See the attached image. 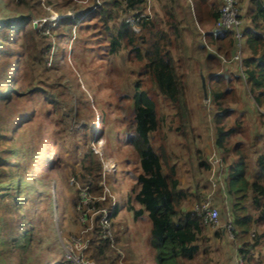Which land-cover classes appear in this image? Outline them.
<instances>
[{
	"label": "trees",
	"instance_id": "obj_1",
	"mask_svg": "<svg viewBox=\"0 0 264 264\" xmlns=\"http://www.w3.org/2000/svg\"><path fill=\"white\" fill-rule=\"evenodd\" d=\"M157 2L160 9L167 13L162 28H158L149 15L138 20L139 32L127 21L128 17L138 18L145 13L148 8L147 0H89L87 3L64 0L61 4L59 1L55 3L54 8L63 12L72 7L76 13L75 17L70 22L67 21L68 18H64L54 25L47 23L43 29L57 30V38L62 40L66 35L64 32L66 24L72 30L73 25H76L79 32H83L87 27L89 31L93 28L97 35L94 36L90 32L89 36L79 35L81 41L76 45L75 53L79 51L78 48L88 46V41L92 37H96V46L99 48L114 54L127 51L126 64L140 63L139 73L151 77L161 94L177 107L178 115L183 121L188 120L189 115L182 80L185 76L183 72L185 58L197 57V60L200 58V70L206 76L208 90L219 111L214 122L215 146L221 152L220 159L227 169L226 190L231 200L227 218L222 217V220L224 222L232 220L235 238L228 240L229 242L231 240V244L237 245L246 264L258 263L252 251L264 242V0H241L242 7H246L240 14L246 37L241 63L232 60L237 50L233 31L216 30L221 0H157ZM10 4V0L7 1L6 9L5 0H0V31L7 33L4 42H11L8 50L0 51L6 61L0 68L2 80L0 106H6L13 112L18 109L23 111L25 106L23 98L30 93L41 91L45 95V101L53 104L56 113L62 116L68 100L79 104L80 101L75 96L76 91H79L81 97L86 96L81 82L75 76L74 92L73 89L67 91V88L72 87L67 83L71 82L70 79H66L62 85L50 80H33V74L25 71L22 60L27 56L40 57L45 54L43 49L37 48L42 35L34 26L31 14L17 15L14 9L9 8ZM29 5L37 6L40 11L45 10L42 0H37L35 5L33 3ZM156 12L159 15V11ZM190 15L194 17L196 28L187 25ZM17 32L20 34L13 40V34ZM23 35L24 44L19 42ZM198 37L201 38L202 45L196 49ZM13 50L17 51L15 56H11ZM193 52H197V55L195 56ZM24 71L27 75L30 74L27 82L22 79ZM127 84L133 87L134 115L125 137L122 135L120 138L129 145L132 152L135 151L134 157L137 162L139 158V166L137 164L132 168L137 175L133 184L125 189L124 208L134 214L136 219L145 213L148 214L151 221L149 242L156 264H193L202 260L204 262L207 260L205 264H220L218 261H210V253L215 252L210 242L211 237L207 233L210 228L205 223L203 215L194 210L193 206L200 204L211 192L210 179L212 176L215 177L213 173L223 169L222 163L215 169L208 156H205L203 148L197 146L195 153H192L194 171L191 184L184 185L177 161H173L164 149L163 143L159 145L162 146L161 149L153 143L156 140L155 133L161 126L156 101L143 87L142 80L137 77L127 81ZM245 93L251 101L233 107ZM52 113L49 111V114ZM23 115L33 116L29 110H25L22 115L19 114V123L24 120ZM96 115L99 118V133L103 135L105 113L101 109H96L94 116ZM247 117L251 120L246 122ZM86 135L87 131H84V136ZM8 136L12 138L11 135L7 134L6 137ZM196 136L193 137L195 143ZM7 148L9 156L0 153V187L6 186L1 190L5 195H11L8 192L11 189L15 190L13 194L17 195L22 192L23 175L20 171L14 175L16 166L14 156L17 147L10 143ZM98 158V154L90 148L84 154L76 176L84 185L91 186L92 192L99 195L103 190L99 185V181L103 179V171ZM27 172L30 174L31 170ZM119 172L126 174L129 171L118 170ZM28 186L30 190L34 189L29 183ZM113 196L115 203L113 197L106 201L100 200L97 201V209L109 205V219L114 225L113 219L119 215L121 208L117 198ZM225 199V196L214 193V203L218 208L221 205V210ZM23 200L20 197L16 199L15 204L13 201L7 202L6 208L11 209L13 206L19 215ZM43 200L47 201V198ZM185 201H189V208L185 207ZM77 204L78 198H75L74 207ZM30 206L27 208L29 213L32 209ZM48 211L50 213L44 215L45 219L53 214V198ZM101 216L102 213L95 216L94 228L88 233L90 236L86 250L90 252L89 258L96 264H127L119 262L121 257L116 253L112 241L102 236ZM28 218H19L20 225L13 228V232L16 230V236L10 237L9 230L0 233L1 264H12L8 260H11L18 251L16 248L31 251L34 232H30L33 228ZM21 222L22 224L25 222L24 227L27 230L24 239L20 236L24 228ZM5 224H10L8 219L4 221L0 219V232L6 230ZM254 231L257 232L256 235ZM213 233L216 237H223L225 234L228 236L225 227L216 228ZM250 250L251 253L248 254ZM201 256L202 259H199ZM68 263L67 258L61 262L52 260L48 264Z\"/></svg>",
	"mask_w": 264,
	"mask_h": 264
},
{
	"label": "rangeland",
	"instance_id": "obj_2",
	"mask_svg": "<svg viewBox=\"0 0 264 264\" xmlns=\"http://www.w3.org/2000/svg\"><path fill=\"white\" fill-rule=\"evenodd\" d=\"M7 1L9 0H5L6 5L4 6L6 9ZM36 1L10 0L9 6L10 9H14L17 15L31 14L34 26L42 35L37 48L43 49L45 54L40 57L27 56L24 58L22 61L25 71L33 74L34 81L50 80L62 85L65 84L66 79H70L71 82L67 83L72 87L67 88V91L73 89L74 92L76 90L75 76H77L86 96L81 97L79 91H76L75 96L79 99V104L68 100L67 107H64L65 113L61 116L56 113L53 104L45 101L43 92L30 93L23 98L25 106L22 110H29L33 116L23 115L22 119L24 120L20 123L19 114L22 115L23 111L18 109L13 112L6 106H0V153L3 152L5 156H9L10 152L7 147L13 143L17 147L14 156L16 163L14 175L19 171L23 175L21 178L22 192L17 195L13 194L15 190L12 189L8 190L11 195H5L1 190L6 186L0 187V219L3 221L8 219L10 222V224H5L6 230L0 233H6L9 230L10 237L16 236V230L13 232V228L20 225L19 218L24 217H29L30 226L33 228L30 232H34L31 251L16 248L18 251L8 262L11 261L12 264H48L52 260L61 262L68 258L70 261L71 256L76 255L81 259V264H96L89 258L90 252L86 250L90 236L88 233L94 228L95 216L101 213L100 210H96L94 204L97 205V201H106L110 197L114 199L113 195H115L121 210L119 215L113 219L114 225L109 219V232L111 233L109 237L113 247L116 248V253L121 257L119 262L156 264L149 242L151 221L148 214L145 213L136 219L134 214L124 208L125 189L133 184L137 175V172H133L132 168L137 164L139 166V158L137 162L134 157L135 151L133 153L129 145L121 140L122 135L125 137L127 127L134 115L133 87L128 85L127 81L136 77L140 81L142 80L143 87L156 101L161 126L155 133L156 140L153 143L159 149L162 147L159 145L163 143L166 152L173 161H177L178 170L181 173L180 178L184 185H190L194 171L192 153H195L197 146L203 150L207 147L208 151H211L212 146H215L214 122L219 112L208 87L207 96H205L201 78L204 73L200 70L201 60L200 58L197 60V57L185 58L183 66L185 76L182 80L189 115L188 120L183 121L178 115L177 107L161 94L151 77L139 73L140 63L131 64L128 62L126 64L127 51V53L121 51L114 54L96 46L97 39L92 37L88 41V46L78 48L79 51L75 53L76 45L81 41L80 36H89V32L96 36L97 31H94L93 28H90L89 31L87 27L83 32H79L76 25H73L74 29L72 30L66 24L64 25L66 35L62 40H58L57 30H44L43 26L47 23L57 24L64 18H68L67 21L70 22L76 13L72 7H68L63 12L54 8L55 3L59 1L61 4L64 0H42L44 11H40L37 6L29 5V3L35 5ZM75 1L87 3L89 0ZM242 8L244 11L246 7ZM149 11L152 15L149 17L155 21L157 27H164L167 13L160 9L157 0L151 4V9H147L145 12ZM193 19L194 17L192 18L190 15L187 25L196 28L197 25ZM137 28L139 29V26ZM19 34V32L13 34V40H16ZM5 38H7V33L0 31V51L10 48L11 42H4ZM24 38L23 35L19 42L24 44ZM197 40L196 49H199L202 45L201 38L198 37ZM16 52V50L11 51V56H15ZM193 54L196 56L197 52H193ZM5 62V57L0 53V68L5 65ZM25 71L22 74V79L27 82L30 74L27 75ZM1 82L2 80H0ZM249 100L246 93L242 94L233 107L244 105ZM95 108L101 109L105 113V133L103 135L99 133V118L98 115L94 116ZM49 111L53 112L52 115L49 114ZM248 120L250 121L251 118L247 117L246 122ZM90 130L91 133H89ZM84 131H87L86 137ZM7 134L12 138L6 137ZM195 135H197L196 143L193 138ZM90 148L98 154V159L102 163L103 179L99 181V185L103 187V190L99 195L92 192L91 186L84 185L76 176V172L81 168L80 162ZM204 154L207 157L205 152ZM215 159L216 157H213L211 160L214 162ZM128 160L131 161L128 162ZM107 162L112 166L109 171L104 170ZM26 169L31 170L30 174ZM41 169H43L42 172H40ZM118 170L125 172L128 170L129 172L123 174L118 173ZM226 175L227 169L223 177ZM102 181L106 184H102ZM28 183L33 185V190H30ZM218 185H220L219 182ZM85 190L87 194H84L86 197H83L82 193ZM103 196L106 198L103 199ZM20 197L24 200L18 215L13 206L11 209L6 208V204L12 201L15 204L16 199ZM43 198H47V201ZM52 198L53 214L45 219L44 215L50 213L48 206ZM75 198H78L76 207H74ZM113 202L115 203V199ZM29 206L30 209L32 208L30 213L27 210ZM108 207L109 205H105V208L108 209ZM185 207H190L189 201H185ZM218 209L220 210L221 223V221L224 222L222 217L227 218L230 205L227 202L222 206V210L221 205ZM24 223L21 222L23 227ZM100 224L103 227L102 219H100ZM219 227H222V224ZM209 228L210 230L207 228V233L211 237L210 242L215 250L214 253H210V261H218L220 264L225 261V264H234V259L238 260L239 258V251L234 256L237 245L231 244V240L229 242L230 238L226 234L223 237H216L213 233L216 228ZM26 232L25 227L20 232L23 239ZM228 243L231 247L227 245ZM260 249L261 252L258 249L254 252V256L258 259V263L253 261L256 262L254 264H264V248ZM250 253L251 250L248 254ZM199 259H202V256ZM241 260L243 264H246L243 257ZM205 262L202 260L193 264H205Z\"/></svg>",
	"mask_w": 264,
	"mask_h": 264
},
{
	"label": "built area",
	"instance_id": "obj_3",
	"mask_svg": "<svg viewBox=\"0 0 264 264\" xmlns=\"http://www.w3.org/2000/svg\"><path fill=\"white\" fill-rule=\"evenodd\" d=\"M147 3H148L147 9L150 10L153 0H147ZM241 12H242L241 0H221L220 15L216 26L217 28L216 30L218 32H222L224 30L233 31L234 39H235V47L237 48V50L234 52L232 60L239 61L240 63L242 62V57L244 55V48L246 44V37L243 32L244 22L240 17ZM146 15H150V17H152L151 12L149 11L141 14L140 17L138 18L129 17L127 18V21L134 26L135 30H139L137 28L139 26L138 20L141 17H145ZM212 163L214 167L217 168L219 164H221V159L216 158L214 162L212 161ZM105 167H106L104 168L105 171L106 170L109 171L112 168V166L108 162H107V166ZM218 178L217 176L216 178L215 177L211 178L212 179V182L210 183L211 192L206 196L205 199H203V201L200 204L194 205V210L198 211L203 215L204 221L209 227L218 228L222 224V227H225L226 233L228 234L229 238L234 239L235 233H234V225L232 223V220H228L225 222L221 221L220 223V218H221L220 210L214 203V193L216 188L218 187V182H219ZM102 184H106V182L102 181ZM84 194H87L86 190L82 193V196L86 197V195ZM102 198L105 199L106 197L103 196ZM94 205H95L94 207H96V210H100V212L102 213L101 216V219L103 221L102 236L106 239L108 238L110 239L109 234L111 233L109 232V210L105 207L101 209H97L96 203ZM69 262L70 264H81V259L76 255H73L71 256ZM237 264H243V261L238 260Z\"/></svg>",
	"mask_w": 264,
	"mask_h": 264
},
{
	"label": "crops",
	"instance_id": "obj_4",
	"mask_svg": "<svg viewBox=\"0 0 264 264\" xmlns=\"http://www.w3.org/2000/svg\"><path fill=\"white\" fill-rule=\"evenodd\" d=\"M208 145H209V143H208ZM206 149H207V147H206ZM206 149H204V152L206 153V155L207 156H209V161L212 163V158L213 157H216V158H221V152L219 151V149L216 147V146H212V149H211V151H208V150H206ZM221 163H222V161H221ZM213 164V163H212ZM222 168L223 169H221V171L220 172H218V173H213V175H215V178H216V174H217V178L219 177V183H220V185H218V187L216 188V190H215V192H217V193H219L220 195H223V196H225L226 197V199H225V204L228 202H230V197L227 195V190H226V176L225 177H223V174L225 173V171H226V165L225 164H223L222 163ZM215 168V167H214ZM216 169V168H215ZM215 172V171H214ZM214 176H212V178H213ZM212 182V179H210V183ZM228 246H230L231 247V245L228 243L227 244ZM229 247V248H230ZM260 248H264V245H263V243H262V245L259 247V248H257L258 249V251H260L261 249ZM236 249H237V247H236ZM256 250V249H255ZM255 250L254 251H252L253 253L255 252ZM231 252V251H230ZM237 252H238V249L235 251V253H234V256L235 255H237ZM261 252V251H260ZM263 254V253H262ZM238 260H240L241 259V257H242V255H240L239 253H238ZM237 259H234V264H237V261H238Z\"/></svg>",
	"mask_w": 264,
	"mask_h": 264
},
{
	"label": "water",
	"instance_id": "obj_5",
	"mask_svg": "<svg viewBox=\"0 0 264 264\" xmlns=\"http://www.w3.org/2000/svg\"><path fill=\"white\" fill-rule=\"evenodd\" d=\"M201 78H202V85H203V89H204V92H205V96H207V82H206L205 75L202 74Z\"/></svg>",
	"mask_w": 264,
	"mask_h": 264
},
{
	"label": "clouds",
	"instance_id": "obj_6",
	"mask_svg": "<svg viewBox=\"0 0 264 264\" xmlns=\"http://www.w3.org/2000/svg\"><path fill=\"white\" fill-rule=\"evenodd\" d=\"M241 260V259H240Z\"/></svg>",
	"mask_w": 264,
	"mask_h": 264
}]
</instances>
